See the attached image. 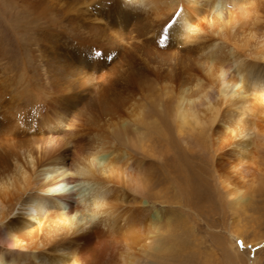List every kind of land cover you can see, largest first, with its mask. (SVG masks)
Segmentation results:
<instances>
[{
  "label": "bare ground",
  "instance_id": "1",
  "mask_svg": "<svg viewBox=\"0 0 264 264\" xmlns=\"http://www.w3.org/2000/svg\"><path fill=\"white\" fill-rule=\"evenodd\" d=\"M3 1L29 13L31 26L25 42L20 44L24 86L16 89L4 85V75L0 72V109L3 110L0 163L8 157L10 147L19 145L22 155L16 162L20 186L14 187L13 182L0 183V264H214V255L206 252L203 257L205 254L200 252L196 241L189 239L191 230L173 217L169 207L172 200L167 190L174 184L170 183V177L181 181L182 174L191 173L183 166L185 160L175 158V166L170 167L172 172L166 170L165 178L156 182L152 180L147 155L136 150L149 147L151 123L139 106H132L139 108L133 120L127 118L126 112L135 97H145L149 91L146 84L153 74L131 69L129 75L112 82L111 96L107 93L109 84L107 95L100 97L99 90L84 89L78 81V76L86 70L84 62L93 60L97 52L82 43L74 49L76 54L71 64L66 51L57 45L58 37L62 36L56 26L63 17L61 11L47 5L45 0ZM93 1L89 22L105 21L107 26L111 25L110 21L124 23L129 15L146 20L150 13L160 12L162 6V11H172L170 18L175 20L171 24L178 29L190 34L187 27L196 25L191 34L212 39L209 48L217 55L225 48L222 42L230 39L227 15L233 18V14L229 7L238 10L234 23H247L258 16L253 9L255 0ZM206 4H212V8ZM116 10L125 18L115 19ZM91 28L101 33L105 27L94 24ZM213 36L218 40H213ZM253 38H256L254 34L245 35L242 46L229 47L231 66L216 69V81L204 96L207 102L195 97L191 87L183 88L180 79L177 81V87L172 90L181 94L175 123L180 135L195 131L202 124L197 111L202 104L211 112L212 125L225 107L224 125L229 123L227 128L233 134L246 138L252 132L264 140L259 119L258 122L245 119L257 117L260 105L255 109V103H264V50L257 53L248 50ZM37 48L45 52V60L37 56ZM107 53L105 50L98 54ZM42 64L46 68L44 74ZM156 79L162 83L165 77L160 75ZM101 122L116 136H127L132 128V137H126L121 147L103 141L96 146L92 144L95 146L92 149L87 148L88 129L99 127ZM35 130L43 134L41 138L34 137ZM218 132L224 134L220 128ZM55 135L69 139L66 150L55 149ZM42 136L47 139L41 140ZM242 143H237L232 152L240 158L242 148L249 146ZM231 158L224 153L216 156L212 165L223 173L226 166H234L229 162ZM161 205L165 208L163 212L156 210Z\"/></svg>",
  "mask_w": 264,
  "mask_h": 264
},
{
  "label": "rangeland",
  "instance_id": "2",
  "mask_svg": "<svg viewBox=\"0 0 264 264\" xmlns=\"http://www.w3.org/2000/svg\"><path fill=\"white\" fill-rule=\"evenodd\" d=\"M44 2L63 13L62 19L57 21L59 24H56L62 35L58 37L57 45L66 51L67 61L71 60L70 63L73 64L76 54L74 49L82 43L89 44L94 52H97L93 60L84 62L83 67L86 70L78 76L80 86L84 89L95 88L99 90L100 97H105L106 87L110 84L107 93L111 96L112 82L129 75L131 69L146 70L153 74L146 84L149 91L143 98L135 97L131 107L127 108L126 116L130 120L135 118L139 108L132 106L136 105L145 110L151 123L149 147L136 148V150L147 155L153 181L164 179V172L175 166L176 159L185 160L182 161L183 166L191 173L185 176L182 174L181 181L178 177H174L175 174H171L174 178L170 177V183L174 182V184H171L172 186L167 190L168 197L172 200L169 207L171 213H174L173 217L191 230L189 239L196 241L201 248L200 252L205 254L203 257L209 253L214 255L216 260L214 264H264V140L260 136H254L252 132L246 138L233 134L227 128L230 124L224 125L222 116L226 113L225 107L221 108L220 118L212 125L211 112L208 111L207 105L201 106L202 104L197 108L202 117V124L195 131L180 135L175 123L181 94L172 90L177 87V81L180 79L183 88L191 87L195 97L207 102L204 96L216 81L218 75L216 69L219 66H231L228 54L231 45L240 47L243 45L241 40L245 35L254 34L256 38L250 39L248 50L257 53L260 49L262 52L264 0L254 1L253 9L258 12V16L247 23H234L238 10L233 7L228 8L233 14V18L227 15L230 21L228 30L231 35L229 34V40L222 42V47L225 48H221L222 53L218 55L209 48L212 39L200 38L178 29L175 24H171L175 20L174 17L170 18L172 11L164 12L162 6L160 12L150 13V17L146 20H138L129 15L124 23L112 24L110 21L111 25L107 26L105 21L93 24L89 22V14L93 12L95 5L93 0H45ZM12 6L0 0V72L2 71L4 75V85L20 89L24 86L22 80L24 60L20 44L25 42L26 32L31 24L28 19L29 13ZM208 6L212 8V4H206V7ZM121 15V12L116 10L113 17L117 20L125 18ZM94 24H101L105 28L101 33H95L92 28L90 29ZM43 26L45 27V24ZM212 38L218 40L217 36ZM259 43L262 44L261 47ZM40 49L37 48V56L43 61L45 52ZM105 50L109 52L108 55L98 54ZM42 72L46 73L44 66ZM160 75L165 77L162 83L156 79ZM258 106L260 108L257 109ZM255 109L260 115L246 116L245 119L248 122H258L259 119V128L262 126L264 128L262 120L264 103L257 101ZM1 110L0 118H3V110ZM219 128L224 134L218 132ZM231 129L234 127L231 126ZM132 130V128L128 129L127 136H116L101 122L99 127L88 129L87 148L92 149L103 141L113 142L121 147L126 143V137H132ZM34 132V137L41 138L43 135H40V131L39 134L37 130ZM45 139L47 138L42 136L41 140ZM54 139L55 149L59 151L67 149L69 139L63 135H55ZM240 142L249 145L242 148V152L244 151L241 152L242 158L232 154L234 147ZM18 146L10 147L8 157L0 163V183L13 182L14 187H19L21 184L19 165L16 163L17 160L22 159ZM224 153L232 157L229 162L234 166H226L222 173L212 164L216 156ZM240 160L243 161L242 165ZM171 172L172 170L169 173ZM156 210L163 212L165 208L161 205L156 207ZM194 255L198 258L196 254Z\"/></svg>",
  "mask_w": 264,
  "mask_h": 264
},
{
  "label": "clouds",
  "instance_id": "3",
  "mask_svg": "<svg viewBox=\"0 0 264 264\" xmlns=\"http://www.w3.org/2000/svg\"><path fill=\"white\" fill-rule=\"evenodd\" d=\"M189 33H193L196 30V25H189L186 29Z\"/></svg>",
  "mask_w": 264,
  "mask_h": 264
}]
</instances>
